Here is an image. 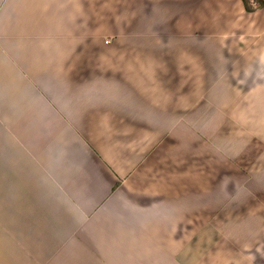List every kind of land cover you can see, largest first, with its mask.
Returning <instances> with one entry per match:
<instances>
[{
  "label": "crops",
  "instance_id": "obj_1",
  "mask_svg": "<svg viewBox=\"0 0 264 264\" xmlns=\"http://www.w3.org/2000/svg\"><path fill=\"white\" fill-rule=\"evenodd\" d=\"M260 1L0 0V264H264V203L219 224L185 165L228 118L264 145Z\"/></svg>",
  "mask_w": 264,
  "mask_h": 264
},
{
  "label": "rangeland",
  "instance_id": "obj_2",
  "mask_svg": "<svg viewBox=\"0 0 264 264\" xmlns=\"http://www.w3.org/2000/svg\"><path fill=\"white\" fill-rule=\"evenodd\" d=\"M248 2L249 8L252 10V2L251 0H246ZM255 5L259 6L261 4L260 0H254ZM158 42H161L160 39H157ZM222 42V41H221ZM223 43V42H222ZM206 47V46H205ZM207 49V48H205ZM209 71L204 72V76L202 77V84H206L207 81H209L211 75L208 73ZM253 75V76H252ZM256 71H253L251 74H246L243 78L238 79L237 87H238V93L245 96V95H254L256 89H259L257 87H252V85H255L256 81L254 82L253 79L256 77ZM253 78V79H252ZM208 87L203 86L201 88V95L212 96L216 95L217 91L216 89H211V91ZM256 95V94H255ZM254 108H261V105H255ZM237 111H239L238 108H236ZM255 126V121H250ZM248 121L242 120L241 118L237 119H231L228 118L226 120V126L224 129H221L219 133L216 134L212 139L214 142V151L206 152V149L204 147H201L200 150H198L193 156L191 151L186 152L185 156V165H186V171L189 170L194 171L197 178L198 183L196 182L199 191L195 190V195H201L202 197L206 195H212L211 192H215L214 195H216L215 199H211L212 204L214 206L219 207L221 205V196L224 195L228 197V200L225 202H232V205H227L231 209L227 213H218V223L219 224H231V223H237L240 222L243 215L242 212L245 209V211H250L247 209V207L254 206L256 204V207H258V204L264 203L261 199H254L257 197V195H264V186H261L260 184H256L258 182L257 174L260 170V167L257 164H260V162L264 161V156L261 158V156L264 154V145H260L262 142V139H257V134L254 135V137L250 136L245 130L244 125L249 124ZM263 125L261 124V127ZM260 127V128H261ZM190 137L191 139H196V137L193 136H185ZM264 137V136H260ZM168 138L172 139V136H168ZM259 138V137H258ZM254 140V141H253ZM175 141V140H174ZM201 145V144H200ZM175 142H172L170 145H168V148H161V156L167 157L168 159L171 158V152L174 150ZM209 153V156L207 155ZM195 157L193 159V157ZM192 164V165H191ZM191 165V167H189ZM243 172H245L243 174ZM257 173V174H256ZM248 175L250 179H252V183L250 184V187L253 183L258 187H255L256 190H253L252 193H249V195H255L253 198L250 196L249 198L243 197L242 195H248V191L246 188H244V182L246 179L244 178ZM264 180V177H263ZM196 186V187H197ZM195 187V188H196ZM212 198V197H211ZM207 198H202V207L206 204ZM240 202H245V206L239 205ZM238 203V205H237ZM237 205V206H236ZM262 205V204H261ZM234 206H236L234 208ZM242 208H241V207ZM252 206V207H253ZM264 205H262L263 207ZM251 209V208H249ZM202 221L207 225V227L210 229L211 223H217L214 220V215H202L201 217ZM203 223V224H204ZM217 223V224H218ZM220 227L218 226L217 231L219 232ZM187 233V232H186ZM192 235V232L190 231L189 235ZM202 238L200 239L201 243H204L205 241L213 242L211 238L208 237L207 234L201 233ZM218 236V235H217ZM222 238V236H220ZM218 246V245H216ZM201 248L198 251V255L200 256H209V255H216L218 252H220L221 249L215 248V245H211L212 248L206 247V245L200 246ZM101 249V252L97 248L98 252L96 251L95 247L89 249L91 255H99V254H105V252ZM212 251V252H211ZM211 252V253H210ZM222 253L224 254V251L222 250Z\"/></svg>",
  "mask_w": 264,
  "mask_h": 264
},
{
  "label": "trees",
  "instance_id": "obj_3",
  "mask_svg": "<svg viewBox=\"0 0 264 264\" xmlns=\"http://www.w3.org/2000/svg\"><path fill=\"white\" fill-rule=\"evenodd\" d=\"M242 2H243V4H244V8H245V10H246V11H249L250 8H249V6H248V2H247L246 0H242Z\"/></svg>",
  "mask_w": 264,
  "mask_h": 264
}]
</instances>
